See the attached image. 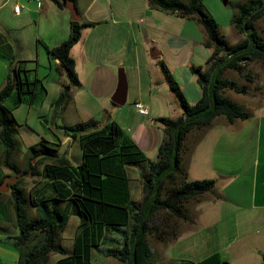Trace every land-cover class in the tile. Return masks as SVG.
<instances>
[{
	"label": "crops",
	"instance_id": "1",
	"mask_svg": "<svg viewBox=\"0 0 264 264\" xmlns=\"http://www.w3.org/2000/svg\"><path fill=\"white\" fill-rule=\"evenodd\" d=\"M58 1L0 0V90L12 73H18L22 79L36 81L31 99L18 105L15 104L16 97L6 101L17 121V133L30 142L26 153L18 149L15 155L16 161L21 154L24 165L16 163L24 172L30 158L29 147L45 140L64 153L74 165H79L83 160L80 140L68 136L65 127L90 119L98 121L99 127L117 122L126 136L149 158L156 159L164 137L159 118L175 119L182 115V108L166 79L163 65L168 67L188 101L196 103L202 91L198 75L192 67L207 69L213 52V47L206 43L204 27L194 18H183L155 8L149 0H78L76 6L80 22L92 25L83 27L80 40L71 49L81 86L72 88L68 103L62 107L56 101L63 86L69 83V78L61 68L60 60L51 55L50 49L70 37L74 19L67 2ZM248 1L204 0L227 41L226 28L220 18L230 23L229 26H234L236 5ZM229 4H233L235 11L226 9ZM16 5L21 6L19 13L15 11ZM259 19L264 20V16ZM257 20L254 24L256 30ZM237 33L238 40L228 42L230 45L244 38L238 30ZM151 49L156 56L151 55ZM120 69H124L128 81L127 101L123 105L112 100L119 85ZM246 85L250 90L245 93L248 97L243 105L251 111L250 117L229 122L226 116L220 115L209 126L195 129L187 137L189 150L184 154V162L192 171L191 179H214L220 198L214 199L212 194L206 193L201 199L191 201V220L180 222V235L193 229L203 203L220 199L225 202L223 211L228 224L216 235V244L227 233L232 236L230 245L239 240L253 241L250 238L264 236L255 234L260 224L264 225V102H261L264 99V64L259 66L253 80H248ZM9 101L10 104L7 103ZM137 101L149 107L148 115L137 111ZM254 105L259 110H253ZM5 150L0 137V181L14 175L13 170L2 163ZM137 166L140 178L132 185L130 177L131 195L133 187L141 190V196L135 201L143 196L141 165ZM40 168H43L42 165ZM32 179L34 177H27L25 185H32ZM35 179L37 187L46 183L40 176ZM2 200L7 201L9 212L7 221L1 223L6 234L0 237V247L10 252L7 261L16 263L22 250L8 239L20 233L12 193ZM66 232L61 235L62 243H65ZM111 235L118 239L116 234ZM240 235H244L245 239L239 238ZM120 240L121 245V237ZM175 241L177 239L167 244ZM243 246L245 249L241 248ZM243 246L240 245L236 251L238 256L244 253L250 255L255 262L253 264H263L264 245L247 243ZM72 251L69 250V254ZM219 251L214 248L210 255ZM53 253L57 252L50 254L48 263ZM62 257L63 254L56 256L53 264ZM107 260L106 264H117L114 260L119 259L108 256Z\"/></svg>",
	"mask_w": 264,
	"mask_h": 264
},
{
	"label": "trees",
	"instance_id": "2",
	"mask_svg": "<svg viewBox=\"0 0 264 264\" xmlns=\"http://www.w3.org/2000/svg\"><path fill=\"white\" fill-rule=\"evenodd\" d=\"M149 2L155 8L198 20L207 34V45L213 47L207 69L192 67L202 91L196 103L188 101L168 67L163 65L182 115L175 119L159 118L164 137L156 159L149 158L117 122L99 127L98 121L90 119L65 127L68 136L80 140L83 160L79 165L42 140L29 147L30 158L23 172L15 161L19 149L15 137L17 121L6 101L16 97L18 105L31 99L36 81L12 73L0 90V137L6 146L2 163L13 170V177H19L10 184L20 233L8 239L22 250L19 261L13 264H47L52 252L63 254L56 264H95L92 249L106 243L109 234H122L123 245L109 248L106 255L123 264H153L155 249L151 236L167 243L175 240L181 233L180 222L191 220L189 202L201 199L206 193H211L214 199L220 198L214 179H187L186 140L190 132L206 128L220 115L226 116L229 122L250 117V110L225 95L227 89L247 93L250 87L227 78L225 73L233 69L253 80L254 75L246 71L247 65L252 61L264 62V38L254 27L255 21L264 16V0L236 5L233 22L246 36L235 45L228 43L204 0ZM86 25L92 23L72 21L70 37L50 49L69 78L56 101L62 107L68 103L72 88L81 86L71 49L80 40ZM135 164L141 165L142 171L143 196L138 201L132 199L128 175V166ZM39 176L46 183L37 187L35 181L27 194L26 178ZM29 204L37 208L35 216L30 214ZM72 212L79 215L81 223L74 250L69 254L61 235ZM196 264H222V261L215 253Z\"/></svg>",
	"mask_w": 264,
	"mask_h": 264
},
{
	"label": "rangeland",
	"instance_id": "3",
	"mask_svg": "<svg viewBox=\"0 0 264 264\" xmlns=\"http://www.w3.org/2000/svg\"><path fill=\"white\" fill-rule=\"evenodd\" d=\"M207 7V6H206ZM226 9H230L231 11H235V8L233 4H229L226 6ZM209 10V9H208ZM210 11V10H209ZM217 12V11H216ZM212 14V13H211ZM223 18V17H221ZM222 20V24L225 26V34L228 38L229 43H235L238 40V33L236 28L234 26H229L230 23ZM258 26H256L257 30L260 32V34L264 37V32H262V27L264 26V20L259 19ZM228 27V28H227ZM264 28V27H263ZM243 36L245 37V33H243ZM264 62L262 61H252L251 64H248L246 67V71H249L252 76L257 71L259 66L263 65ZM225 76L227 78H230L234 81H236L238 84L243 85L248 83V79L245 76L240 75L236 70H228L225 73ZM255 91V90H254ZM226 92L228 94H225L229 98H232L236 100L238 103L243 105V102H245L247 95L245 93H237L235 90L227 89ZM264 102V99L261 101ZM10 104V101L7 102ZM244 106V105H243ZM253 110H259L257 105L252 106ZM24 134V133H23ZM15 137L18 142V147L23 152L28 151V142L27 140L23 139L26 138L24 135L15 133ZM21 155V154H20ZM18 155L16 162L20 164L21 166L24 165L25 160L22 161V156ZM185 157V156H184ZM1 164V163H0ZM5 166V165H4ZM130 171V177L132 179V185L133 183H136V179L140 178V169L137 165H132L129 168ZM187 179L192 180V171H187ZM32 185H25L26 193L28 194L30 192V189L35 184V181H37L35 178L32 179ZM211 194V193H210ZM11 195V189L10 191L2 192L0 191V237H3L6 234V231L1 227L2 222H6V216L8 211V204L7 201H3L2 199H5L7 196ZM141 196V190H137L136 188H132V198L134 200L138 199ZM190 204V202H189ZM188 204V208L190 209ZM223 204L225 202L223 200L213 201L210 203H203L200 206V214L198 215V219L196 223L192 226V230L185 231L181 235H179L175 241L172 244H167V242L160 241L155 236H151L150 240L152 242V245L155 249L154 253V261L153 264H196V261L199 259H204L209 257L210 253L214 250V248H218L219 255L222 260V264H253L254 260L250 258V255H245L244 253L240 256L237 255V250L240 249V245L243 246V244L249 243L251 244H260L264 245V236L262 238L252 239L250 240H243L245 239L244 235H240L239 238H241L243 241L239 240L235 244L230 245V240L232 239L231 235H228V233L222 237L219 241V243H215L216 241V235L221 231V228L228 223V219H226L224 211H223ZM29 211L31 215H36L37 208L29 204ZM9 212V211H8ZM191 216V215H190ZM81 223V219L79 215L75 212L71 213L70 221L66 229V237L64 238L65 243L62 244L67 248L68 253L69 250H74V241H75V234L77 233V229H79ZM261 227L255 232L257 235H264V225L260 224ZM118 237H121L122 234L117 235ZM115 238V237H114ZM112 238V235H108V239L106 240V243H103L99 248L93 247V261L95 264H106L108 256H106L105 252L109 248L112 247H119L120 241L118 239V242H115ZM117 239V238H116ZM12 241V240H11ZM13 242V241H12ZM214 242V243H213ZM112 243V244H111ZM169 243V242H168ZM167 245V246H166ZM245 249V246L241 247ZM10 252L5 251V249H2L0 247V264L9 263L13 264L11 262H8L7 259L10 258ZM59 253H53L51 260L48 264H53V262L56 260V256H60ZM117 264H123L120 260H114ZM109 264V263H108Z\"/></svg>",
	"mask_w": 264,
	"mask_h": 264
},
{
	"label": "water",
	"instance_id": "4",
	"mask_svg": "<svg viewBox=\"0 0 264 264\" xmlns=\"http://www.w3.org/2000/svg\"><path fill=\"white\" fill-rule=\"evenodd\" d=\"M67 8L70 10L72 14V18L75 21H80V13L78 11V8L76 6V3L73 1H67ZM154 49H151V55L156 56V54L153 53ZM127 94H128V81L126 78V74L124 69H120L119 71V85L115 92V94L112 97V100L114 103L123 105L127 101ZM19 179V177H13L12 175H8L4 178V180L0 183V191L4 192L9 190L10 184L16 182Z\"/></svg>",
	"mask_w": 264,
	"mask_h": 264
},
{
	"label": "built area",
	"instance_id": "5",
	"mask_svg": "<svg viewBox=\"0 0 264 264\" xmlns=\"http://www.w3.org/2000/svg\"><path fill=\"white\" fill-rule=\"evenodd\" d=\"M20 10H21V6L20 5H16L15 6V11L17 13H19ZM135 107H136L137 111L139 113L143 114V115H148L150 113L149 107L146 104H144L143 102H141V101H137L135 103Z\"/></svg>",
	"mask_w": 264,
	"mask_h": 264
}]
</instances>
